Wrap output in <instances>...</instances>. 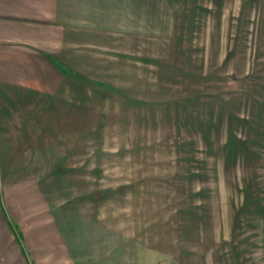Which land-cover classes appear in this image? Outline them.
Returning a JSON list of instances; mask_svg holds the SVG:
<instances>
[{"label": "rangeland", "instance_id": "obj_1", "mask_svg": "<svg viewBox=\"0 0 264 264\" xmlns=\"http://www.w3.org/2000/svg\"><path fill=\"white\" fill-rule=\"evenodd\" d=\"M90 8L13 141L77 264H264V0Z\"/></svg>", "mask_w": 264, "mask_h": 264}, {"label": "crops", "instance_id": "obj_2", "mask_svg": "<svg viewBox=\"0 0 264 264\" xmlns=\"http://www.w3.org/2000/svg\"><path fill=\"white\" fill-rule=\"evenodd\" d=\"M96 2L0 0V264H77L64 219L40 187V167L13 141L31 138L25 110L54 97L60 74L48 56L56 61L65 25L87 19Z\"/></svg>", "mask_w": 264, "mask_h": 264}]
</instances>
